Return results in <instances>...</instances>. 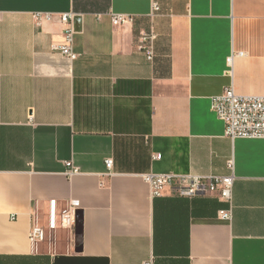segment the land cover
Wrapping results in <instances>:
<instances>
[{"label":"crops","instance_id":"1","mask_svg":"<svg viewBox=\"0 0 264 264\" xmlns=\"http://www.w3.org/2000/svg\"><path fill=\"white\" fill-rule=\"evenodd\" d=\"M231 84L264 96V0H0V264H264V139L230 141L210 110ZM230 160L228 221L214 194L152 197L142 179ZM52 201L56 216L78 202L77 226L33 249Z\"/></svg>","mask_w":264,"mask_h":264},{"label":"built area","instance_id":"2","mask_svg":"<svg viewBox=\"0 0 264 264\" xmlns=\"http://www.w3.org/2000/svg\"><path fill=\"white\" fill-rule=\"evenodd\" d=\"M159 10L158 3L152 1L149 17L151 19L155 17ZM111 17L115 24L130 18L129 15L123 14H111ZM34 18L39 22L42 19L51 20L53 15L38 13L34 15ZM72 19V13H63L58 16V20L63 26V44L57 50L62 57L69 61H74L77 58L72 48L75 35ZM153 38L152 31L139 37V49L148 61H152L154 57ZM210 110L217 119L224 123V134L230 141L235 139H264V96L238 95L231 84L222 93L210 98ZM152 158L157 160L160 159V156L153 155ZM104 163L107 170L112 168V159H106ZM67 166L71 168L70 163H67ZM228 167L230 174L226 176L149 172L143 174L142 179L148 185L152 197L161 196L166 188L171 189L172 194L185 198L214 194L220 201L228 204V209L219 210L217 213L220 220L228 221L231 219L230 204L234 183L232 160L229 161ZM76 172L77 170L73 168L69 169L67 174L71 175ZM77 207L78 202L73 201L68 210H64L56 216L52 201L46 226L39 224L35 218H32L28 231V241L32 248L36 249L48 238L54 236L58 230L72 229L76 225L75 210Z\"/></svg>","mask_w":264,"mask_h":264},{"label":"water","instance_id":"3","mask_svg":"<svg viewBox=\"0 0 264 264\" xmlns=\"http://www.w3.org/2000/svg\"><path fill=\"white\" fill-rule=\"evenodd\" d=\"M76 226H77V222H76Z\"/></svg>","mask_w":264,"mask_h":264}]
</instances>
